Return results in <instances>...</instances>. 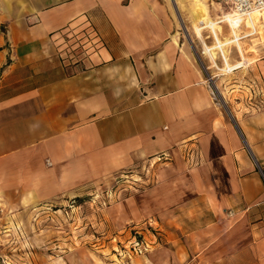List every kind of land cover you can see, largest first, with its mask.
Returning <instances> with one entry per match:
<instances>
[{
    "label": "crops",
    "instance_id": "0c3cea01",
    "mask_svg": "<svg viewBox=\"0 0 264 264\" xmlns=\"http://www.w3.org/2000/svg\"><path fill=\"white\" fill-rule=\"evenodd\" d=\"M200 4L206 12L197 20L193 8L192 22L216 26L219 7ZM222 12L221 39L230 29L234 43L223 44L237 52L222 70L238 64L229 71L249 79L245 94L228 95H238L234 107L222 99L226 108L166 0H0L9 58L0 80V193L42 201L164 156L155 210H188L190 220L201 213L221 240L248 223L264 259V19L236 24ZM179 144L182 160L173 156Z\"/></svg>",
    "mask_w": 264,
    "mask_h": 264
},
{
    "label": "rangeland",
    "instance_id": "374dc122",
    "mask_svg": "<svg viewBox=\"0 0 264 264\" xmlns=\"http://www.w3.org/2000/svg\"><path fill=\"white\" fill-rule=\"evenodd\" d=\"M166 1L181 39L191 43L195 58L207 71L215 103L221 108L222 99H227L234 107L238 95H228L245 94L249 79L245 71H229L238 64L222 70L237 57L226 47L234 43L229 28L230 36L221 39V25L226 24L221 22V9L225 14L228 8L216 4L220 8L212 17L218 23L207 28L191 20L190 11L200 0ZM194 27L201 28L197 40ZM257 35L264 42V28ZM8 64L0 38V80ZM183 148L176 146L173 156L182 160ZM157 157L155 163L151 158L135 162L83 183L71 194L42 201L31 194L0 193V264H264L252 245L248 223L236 222L221 240L220 229L203 226L201 213L199 219L190 220L188 210H155L152 188L156 174L165 167L161 163L167 161ZM137 241L147 244V250L136 254Z\"/></svg>",
    "mask_w": 264,
    "mask_h": 264
},
{
    "label": "built area",
    "instance_id": "2783aa9c",
    "mask_svg": "<svg viewBox=\"0 0 264 264\" xmlns=\"http://www.w3.org/2000/svg\"><path fill=\"white\" fill-rule=\"evenodd\" d=\"M214 2L226 6L228 8V13L231 16H240L242 18L249 16L255 12L264 11V0H213ZM211 94L214 96L215 93L211 86ZM147 250V244L143 241L135 242L133 246V251L138 254Z\"/></svg>",
    "mask_w": 264,
    "mask_h": 264
},
{
    "label": "bare ground",
    "instance_id": "6f19581e",
    "mask_svg": "<svg viewBox=\"0 0 264 264\" xmlns=\"http://www.w3.org/2000/svg\"><path fill=\"white\" fill-rule=\"evenodd\" d=\"M215 5L217 4L218 5V3H214ZM201 5V4H200ZM200 5H198V6H196V8L195 9H193V11L191 12V14H192V17L194 18V19H197V20H202V18H203V16H204V14H205V12H206V9H205V6H203V4L200 6ZM219 6V5H218ZM220 8V7H219ZM226 14H229L228 12H226ZM231 16V15H230ZM239 18H241L240 16H231V19H232V21H233V23H238L240 20H239ZM248 18L252 21V22H256V21H258L259 19H264V13H257V12H255V13H252V14H250L249 16H248ZM249 24V23H248Z\"/></svg>",
    "mask_w": 264,
    "mask_h": 264
},
{
    "label": "water",
    "instance_id": "95a60500",
    "mask_svg": "<svg viewBox=\"0 0 264 264\" xmlns=\"http://www.w3.org/2000/svg\"><path fill=\"white\" fill-rule=\"evenodd\" d=\"M223 105L225 106V104L223 103ZM225 108H226V106H225ZM228 111V110H227Z\"/></svg>",
    "mask_w": 264,
    "mask_h": 264
}]
</instances>
